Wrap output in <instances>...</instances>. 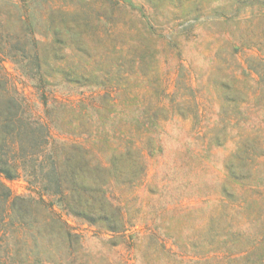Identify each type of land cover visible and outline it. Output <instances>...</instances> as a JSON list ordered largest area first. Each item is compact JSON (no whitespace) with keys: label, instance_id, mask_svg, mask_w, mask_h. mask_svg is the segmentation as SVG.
Returning <instances> with one entry per match:
<instances>
[{"label":"rangeland","instance_id":"rangeland-1","mask_svg":"<svg viewBox=\"0 0 264 264\" xmlns=\"http://www.w3.org/2000/svg\"><path fill=\"white\" fill-rule=\"evenodd\" d=\"M35 42L64 58L48 60L52 73L85 85L72 99L95 97L93 131L137 136L144 172L113 185L126 232L56 206L79 242L57 254L50 240L27 245L32 230L7 229L6 264H264V0H0V66L46 119L19 62ZM85 145L105 163L125 150ZM6 183L36 196L23 176Z\"/></svg>","mask_w":264,"mask_h":264},{"label":"trees","instance_id":"trees-1","mask_svg":"<svg viewBox=\"0 0 264 264\" xmlns=\"http://www.w3.org/2000/svg\"><path fill=\"white\" fill-rule=\"evenodd\" d=\"M23 45L25 49L19 62L26 63L25 68L34 80L33 88L43 104L46 119L34 111L29 97L18 92L5 68L0 66V249L9 238L5 230L13 228L33 231L21 235L27 245L50 240L53 242L52 252L57 254L60 245L72 248L81 236L56 206L91 224L103 223L111 233L126 232L120 207L113 204L111 192L113 185L120 184L122 178L136 179L144 172L142 157L134 148L139 141L137 136L118 129L100 135L93 131L88 114L90 110H99L95 97L72 99V95L85 86L69 79L76 73L67 72L65 67L54 69L52 73L50 67L47 68L48 60L64 58L57 57V52L51 57L43 55L36 42L34 50ZM10 56L19 59L17 54L10 53ZM55 87L65 90V98L59 99L54 94ZM99 116L109 119L108 114ZM58 120L62 127L57 125ZM55 130L70 138L61 141ZM139 136L143 139L142 134ZM93 137L105 144L111 139L119 141L125 145V150L119 151L113 161H98L85 145ZM246 152L252 154L251 150ZM124 157L131 158V170L117 165L118 159ZM20 176L26 179L35 197L14 195L6 182ZM6 257L0 253V264H6Z\"/></svg>","mask_w":264,"mask_h":264}]
</instances>
